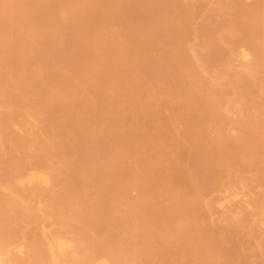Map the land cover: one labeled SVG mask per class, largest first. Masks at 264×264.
Listing matches in <instances>:
<instances>
[{
	"label": "rangeland",
	"instance_id": "obj_1",
	"mask_svg": "<svg viewBox=\"0 0 264 264\" xmlns=\"http://www.w3.org/2000/svg\"><path fill=\"white\" fill-rule=\"evenodd\" d=\"M242 147L264 159V0H0V207L34 240L65 231L53 196H78L82 243L58 264H122L144 232L150 264H264L263 169Z\"/></svg>",
	"mask_w": 264,
	"mask_h": 264
},
{
	"label": "bare ground",
	"instance_id": "obj_2",
	"mask_svg": "<svg viewBox=\"0 0 264 264\" xmlns=\"http://www.w3.org/2000/svg\"><path fill=\"white\" fill-rule=\"evenodd\" d=\"M16 1H19V0H16ZM243 56L245 57V58H247L248 56H249V53L247 52V51H244L243 52ZM87 91H88V89L87 88H85ZM95 89V88H94ZM96 90V89H95ZM86 91V92H87ZM88 92H90V93H92L93 91H92V89H91V91H88ZM87 92V95L86 96H88V95H92V94H90V93H88ZM95 93V92H94ZM96 94V93H95ZM94 94V95H95ZM97 95V96H96ZM95 96L96 97H98L100 94H96ZM95 96H89V98H93L94 100H95ZM92 98H91V101L94 103L95 102V104H100V102H101V97L99 96L96 100L98 101H93L92 100ZM100 98V99H99ZM87 99H88V97H87ZM99 100H100V102H99ZM90 101V99H89V102L92 104V102ZM97 102V103H96ZM70 103H73V102H70ZM70 103H66L65 104V106L66 107H68L67 105H69ZM72 109V108H71ZM70 109V110H71ZM72 110H74V109H72ZM71 110V111H72ZM104 115H105V113H104ZM247 124H245V125H247L248 126V122H246ZM247 128H249V127H247ZM247 130H249V129H247ZM255 131V130H254ZM256 131H258V130H256ZM255 131V134L257 133V134H261L260 133V131H259V133L258 132H256ZM247 135H249L248 133H247ZM259 137V136H258ZM248 138V137H247ZM61 139H63V138H61ZM61 139H58L57 141H58V145L60 144V147L59 148H61V146H63V145H61L62 144V142L60 141ZM247 141H248V143H249V139H246ZM246 140H244L243 141V144H246L247 146H249L250 144H247V141ZM61 143H60V142ZM63 141H65L64 139H63ZM245 141H246V143H245ZM54 144H56L55 142H54ZM63 144H65L64 142H63ZM55 146H57V144L55 145ZM65 146V145H64ZM52 147V146H51ZM53 147H54V145H53ZM232 147V146H231ZM62 148H64V147H62ZM243 148V147H242ZM243 149H245V148H243ZM242 149V150H243ZM248 150H243L242 151V153L243 154H241L243 157L241 158V162L240 163H242L241 165H242V167L243 168H245V170L247 171V173L249 172V174L251 173V171H252V169L254 170L255 168H257V170L258 169H263L262 171H263V178L261 177V179L260 178H258V177H260V175H257V173H259V172H262V171H256V169L254 170V171H256V173H255V175H253V174H251V175H253V177L255 178L254 180H256V182L257 181H263V179H264V159H259V160H256V159H254L256 156H258V155H255L254 156V158H252V155L251 154H253V152H250V150H249V148H247ZM233 150V149H232ZM258 151V149H256V151L254 152V153H256ZM259 152H257V154H258ZM231 154V153H230ZM229 154V159H230V161H229V159H228V163L229 162H231V160H232V156L234 157V150H233V152H232V156ZM124 159H126V157H123ZM234 160H232V162L231 163H229V165L231 166L230 167V169H231V171H233V168H232V163H233V166H235L236 165V160H235V157L233 158ZM128 159H126V161H127ZM254 163V164H253ZM253 164V165H252ZM251 165L254 167V168H251ZM255 165H256V167H255ZM258 165V166H257ZM241 167V168H242ZM259 167V168H258ZM31 169H34V168H31ZM167 171H168V168L166 169ZM253 172V171H252ZM35 173V172H34ZM23 175H25V174H23ZM28 175H29V173H28ZM262 175V174H261ZM30 176H33V174H31ZM34 176L36 177L37 176V173H36V175L34 174ZM256 176H258V177H256ZM23 177V176H22ZM32 178V177H31ZM30 179V178H29ZM23 180V179H22ZM45 181H47V180H45ZM259 181V182H260ZM264 182V181H263ZM257 184H259V183H257ZM263 192H264V190H263ZM60 194H62V195H60ZM60 194H58V195H55V196H53L55 199H56V197H58L57 198V201L55 200V199H53V202L54 201H56V206L55 207H53V203H52V207H51V205H50V209L51 210H49V208H48V213L51 215V211L53 212V214L52 215H55V217L54 216H50L49 214V216H50V218L49 219H53L54 220V218H57V219H55V220H60L61 219V221L62 220H66L65 221V223H67L66 224V228H65V231L67 232V231H69V232H71V233H73V235H75L76 234V238L75 239H73L72 238V240L70 241V239L68 240V239H65L64 238V234H65V231L63 230V228H62V230L60 229L59 230V232H57L58 230H55V232L54 231H51V232H49V233H52V232H54V233H52L51 235L48 233V232H45V228H46V225H44V222H42L43 223V227H42V236H41V234H40V236H33V238H35L34 240H32V238H27L26 236L27 235H25V233H24V226L25 225H28V224H25V223H22L23 224V226L21 227V226H19V222L18 221H25V222H27L28 221V219L30 218V221H32V223H34L33 222V220H31V216H30V214L28 215V213H26V214H24V213H22V214H20V213H16V214H11V213H9V209L8 208H10L9 207V205H11L10 204V202H7V200L5 201V202H7V203H9V205H8V208H7V210L6 209H3V208H6L7 207V205L5 204L4 206H6V207H0L1 209H3V210H5L4 212H3V210H0V211H2L1 212V214H0V251H2V250H5L6 249V247L8 248L9 246H11L13 243L16 245V243H17V245H16V252L18 253V254H20V255H22L23 253H25L24 252V250H25V248H24V246H25V241L26 240H28L29 239V241H30V239H31V241H30V244H29V246H28V248H27V250L29 251V253H28V251H27V253H28V257H26V258H24V259H22V260H20V261H22V263L23 264H27V263H33V264H58L57 262H58V255H57V251L60 253V254H62L63 252H64V250L67 248V247H72V245H74V242H76V244H78V245H80L81 243H82V240H80L81 238H83V236H82V234L84 235V232H83V230H85L84 228H82V226L83 227H85L83 224H84V220L86 219H84L83 220V217H84V215H82V209L80 210L79 208H80V205H81V207H82V201H80V198L78 197V196H76V197H74V196H70V195H68V196H66V194L67 193H60ZM60 195V196H59ZM262 196H264V195H262ZM235 197H237V196H235ZM262 198H264V197H262ZM263 202H264V200H262ZM1 202V201H0ZM3 202V201H2ZM12 202V201H11ZM81 203V204H80ZM262 203V202H261ZM264 204V203H263ZM263 204H261V206L263 205ZM0 206H2L1 204H0ZM143 206V205H142ZM135 207V208H134ZM133 207V209L134 210H132V211H134L132 214L133 215H137V216H141V215H138L139 213L140 214H142V216L143 217H140V218H144V214L146 213V212H144L145 211V209L144 208H139L140 206H134ZM137 207V208H136ZM11 209V208H10ZM139 209V210H138ZM141 209V210H140ZM144 209V210H143ZM13 209H11V211H12ZM8 211V212H7ZM10 211V212H11ZM141 211H142V213H141ZM12 212H14V211H12ZM56 212V213H55ZM46 213H47V211H46ZM55 213V214H54ZM36 213H31V215H32V219H36L37 220V218L35 217V216H37V215H35ZM34 215V216H33ZM5 216V217H4ZM30 216V217H29ZM48 216V217H49ZM137 216L135 217V216H133L134 217V219L135 218H137ZM33 217H35V218H33ZM3 218H4V220H3ZM60 218V219H59ZM6 219V220H5ZM18 219V221H16ZM51 219V220H52ZM138 219H139V217H138ZM35 220V221H36ZM67 220L68 221H73V222H76V224H75V226H73V225H71V223H69V222H67ZM143 220V219H142ZM146 221V220H145ZM63 222V224H64V221H62ZM82 222H83V224H82ZM27 223H29V222H27ZM42 223H39V225L40 224H42ZM133 223V222H132ZM187 224L188 223H190V221L189 222H186ZM47 224V223H46ZM134 224H135V222H134ZM146 224V223H145ZM191 225H193V223L191 222ZM194 226V225H193ZM263 226H264V224H263ZM23 228V229H21V228ZM45 227V228H44ZM62 227H64V226H62ZM195 227V226H194ZM86 228V227H85ZM67 229V230H66ZM196 229H197V227H196ZM20 230H22L23 231V234H21V231ZM222 230H220V232H221ZM227 231V230H226ZM75 233V234H74ZM217 233V231L214 233V231H213V234L215 235ZM232 232H230V235L232 236V234H231ZM137 234H140V233H137ZM143 234H146L145 232L144 233H142L141 235H143ZM219 234V233H218ZM36 235V234H35ZM85 235H86V233H85ZM135 235L136 234H134V236H133V238L135 237ZM141 235H136V237L134 238L135 240H133V242H132V244H130V246H137V248H139V249H135V247H134V249L133 248H128L129 246H127V248L126 249H123L124 250V253H123V251L121 250L122 249V247L120 246V245H118V246H120L121 247V249H120V251L122 252V256H123V263L122 264H146V263H149V261L151 260L150 258H152L154 255L156 256L157 254H156V248H157V245H156V242L154 241V239H151V238H147L145 235H143V236H141ZM217 235V234H216ZM49 236V237H48ZM198 236V235H197ZM218 236V235H217ZM222 236H224L225 237V233L222 235ZM221 236V237H222ZM227 236V235H226ZM74 237V236H73ZM230 237V236H229ZM228 237V238H229ZM177 238H181L180 237V235H179V237H177ZM217 238V237H216ZM223 238V237H222ZM222 238H220L221 240H222ZM231 238V237H230ZM41 239L42 240H45L44 242H42L41 241ZM107 239V238H106ZM113 239H114V237L113 236H111V235H109V238L107 239L108 241H113ZM220 239H219V241H220ZM225 239V238H224ZM199 240V239H198ZM215 240H217V239H215ZM227 240V241H226ZM233 241V236H232V239H225L224 241H223V243H225V245L227 244V245H229V242L230 241ZM23 241H24V243H23ZM199 241H201V239L199 240ZM229 241V242H228ZM231 241V243H233ZM16 242V243H15ZM179 242H181V240L179 241ZM226 242H228V243H226ZM220 243H221V241H220ZM230 243V244H231ZM94 244V243H93ZM217 244H218V246L216 247V248H218L219 247V243L217 242ZM222 244V243H221ZM117 245V244H116ZM197 245H198V243H197ZM202 246V241L199 243V249L201 250V251H203L204 253H207V252H211V250H213V248L210 250V251H208V249L205 247V250L207 249V252L204 250V248H202L201 249V246ZM215 245H216V243H215ZM224 245V244H223ZM220 246V247H225V245L224 246ZM96 246V245H95ZM112 246H114V244L112 245ZM106 247H107V243H106ZM105 246H104V248H106ZM115 247V246H114ZM126 247V246H125ZM156 247V248H155ZM202 247H204V246H202ZM219 247V248H220ZM226 247H228V246H226ZM225 247V248H226ZM92 248V247H91ZM197 248V249H198ZM95 249V248H94ZM94 249L92 250L93 252H94ZM111 249V248H110ZM119 249V248H118ZM132 249V250H131ZM156 249V250H155ZM195 249H196V247H195ZM196 249V250H197ZM215 249V248H214ZM221 249V248H220ZM220 249H218L219 251H220ZM96 250H97V246H96ZM109 250V249H108ZM152 250H154V251H152ZM217 250V249H216ZM223 252L221 253V254H219V256L217 255H215V257H214V255L212 256L213 258H214V260H213V262H212V260H210V258L212 259V257H210L211 255H209V254H206V256H209L208 258H209V260H210V263L208 262V260L207 259H205V260H207V261H205L204 260V262L202 261L203 260V258H202V260H200V263H201V261L203 262V263H205V262H207V264H220V263H222V264H225L222 260H220V261H222V262H220L219 260H218V258H216V257H222L223 256V253H224V251L225 250H229V249H221ZM201 251H199L198 250V252L197 253H201ZM113 252V251H112ZM147 252H150L151 254H146ZM202 252V253H203ZM227 253H228V251H226ZM1 253V252H0ZM5 253H6V250H5ZM5 253H3V254H5ZM26 253V254H27ZM86 253V252H85ZM84 252L83 253H80L79 252V255L78 256H76V257H73V259H70L71 261H69V264H93V259H94V253L93 254H90L89 252H88V254L87 255H89V256H91V257H85L86 255H84L85 254ZM216 253H219V252H215L214 254H216ZM226 253V254H227ZM2 254V256L4 257V255ZM109 254V253H108ZM154 254V255H153ZM116 255V254H115ZM153 255V256H152ZM221 255V256H220ZM1 256V254H0V264H14V263H12V261L10 260V261H4V258ZM27 256V255H26ZM109 256H110V254H109ZM149 256H152V257H149ZM158 256V255H157ZM153 257L155 260L156 259H158V257ZM200 256H204V254L203 255H200ZM147 257V258H146ZM149 257V258H148ZM153 258H152V260H153ZM199 258H201V257H199ZM150 259V260H149ZM164 259V258H163ZM163 259H159V263L160 264H165V263H167L166 262V260H165V262H164V260ZM5 260H6V258H5ZM23 260H24V262H23ZM109 260L110 259H108V261L107 260H105V259H100L99 261H97L96 262V264H109ZM147 260V262L145 263V261ZM149 260V261H148ZM151 260V261H152ZM161 260V261H160ZM162 260H163V262H162ZM150 261V262H151ZM154 261V260H153ZM152 261V262H153ZM10 262V263H9ZM14 262V261H13ZM220 262V263H219ZM228 262H230V261H228ZM227 262V264H230V263H228ZM158 263V264H159ZM199 263V264H200ZM114 264H116L115 262H114ZM150 264V263H149ZM153 264H155V263H153ZM243 264V263H242ZM246 264V263H245Z\"/></svg>",
	"mask_w": 264,
	"mask_h": 264
}]
</instances>
